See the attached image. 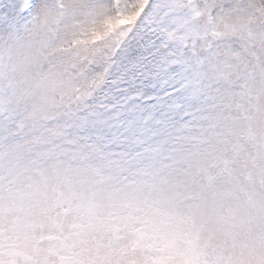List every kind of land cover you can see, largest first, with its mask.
Here are the masks:
<instances>
[{"label":"snow or ice","instance_id":"1","mask_svg":"<svg viewBox=\"0 0 264 264\" xmlns=\"http://www.w3.org/2000/svg\"><path fill=\"white\" fill-rule=\"evenodd\" d=\"M0 264H264V0H0Z\"/></svg>","mask_w":264,"mask_h":264}]
</instances>
